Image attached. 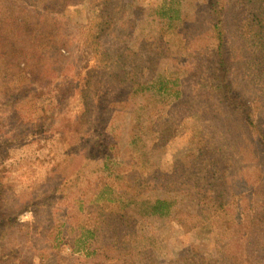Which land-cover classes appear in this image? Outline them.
Here are the masks:
<instances>
[{"label": "rangeland", "instance_id": "374dc122", "mask_svg": "<svg viewBox=\"0 0 264 264\" xmlns=\"http://www.w3.org/2000/svg\"><path fill=\"white\" fill-rule=\"evenodd\" d=\"M32 1L39 6L37 11ZM68 1L0 0V264H170L181 251L197 261L213 259L232 233L226 227L218 230L215 245L199 212L205 207L203 200L188 194L197 180L196 170L211 167L201 163V154L223 159L221 168L236 175L243 191L248 184L240 183L242 179L249 176L251 181L252 173L264 172V164L262 156L254 158L246 150L251 145L239 128L225 138L223 134L215 137L219 130L223 133L228 120L218 119L206 79L210 64L205 51L212 41L207 0L174 2L172 8L180 10V18L170 26L154 13L164 0H122L125 12L113 11L114 19L130 21L115 25L110 35L100 38L105 47L129 46L139 62L138 55L146 58V70L134 73L138 81L150 80L157 70H164L168 85L180 91L176 99L154 93L131 95L119 87L110 93L103 80L113 70L94 52L103 48L91 38L104 22L94 11L98 0H72L71 5ZM227 8V41L236 52L244 36L240 24L247 13L236 11L234 5ZM56 38H62L63 44ZM57 45L62 47L57 50ZM244 50L251 57L253 49L246 46ZM92 68L95 88H88L84 83ZM253 80L251 87L258 92L259 79ZM113 101L120 102L110 106ZM95 153L99 154L85 158ZM104 154L108 166L119 171L115 177L100 179ZM115 180L117 184H109ZM99 182L113 199L107 208L121 204V213L132 224L128 228L119 224L116 233L99 226L87 245L89 251L97 249L96 254L86 255L85 249L74 250L75 238L65 223L80 230L95 227L87 213L98 208L100 201L92 204L86 199V204L83 199L89 195L86 187ZM176 187L181 192L174 193ZM128 192L137 199L135 211L132 205L123 206ZM155 199L174 201L170 213L151 215L149 203ZM253 205V211L246 210L245 203L239 202L241 221L264 213V200ZM3 215L14 216L21 225L16 245L6 236L9 228ZM238 231L242 239L261 243L243 251L251 255V264L264 261V219ZM115 238L126 243L116 251L119 260L108 262L103 256L112 255Z\"/></svg>", "mask_w": 264, "mask_h": 264}, {"label": "trees", "instance_id": "16d2710c", "mask_svg": "<svg viewBox=\"0 0 264 264\" xmlns=\"http://www.w3.org/2000/svg\"><path fill=\"white\" fill-rule=\"evenodd\" d=\"M21 2L23 3V1ZM68 2V4L71 5L73 1L70 0ZM174 2L178 3L179 0H164L162 5L158 8V12L154 11V13L158 15V18L160 20H165L169 26L174 20L180 18V10L176 11L172 8L175 4ZM207 3L210 7V18L208 22L209 34L212 41L210 47L205 51V59H208V63L210 64L209 78L206 79L208 80L207 82L210 80L209 87L211 88V95L215 99L214 103L216 110H219L218 119L221 123L228 120L227 125L223 127V133L221 130L217 132L220 137L216 132L215 137L216 139H220L223 134L222 138H225L227 135L230 136L232 133H235L234 127L239 128L241 134L245 135V139L248 140L251 145V147H247L246 150L249 151L254 158L255 156H257L256 158L262 156V164H264V0H207ZM31 4L34 11L39 9V6L33 3V1ZM31 4L29 3V6H31ZM229 4L234 5L236 11L239 10L241 12L243 11V13H247V18L244 20V23L240 24L241 27H244V34L242 33L244 36L240 38L242 43L240 47L237 48L236 52L227 41L228 35L226 31L225 15H227V7ZM93 5L96 14L104 18V22L101 23V29H99V32L95 29L91 38L96 39L98 45L103 48L102 51L95 50L94 52H99L107 65L113 70V72H108L110 78L103 80L104 83L111 87L109 88L110 93H113L114 89L119 87L129 91L131 95L154 93L158 96L168 95L176 99V97L180 95V91L168 85V80L164 77V73L162 72L164 70H157L150 80L138 81L136 77H134V73L137 70L140 72L146 70V58L138 55L141 61H137V59L133 57V51L129 46L128 48L125 46L126 52H124L125 49H117L112 44L105 47L100 43L102 34L106 33L110 35L115 25H122V23L124 24L130 21L129 19H125V21H120L121 19L119 18L114 19L113 11L116 12V10H118L120 11L119 14L125 12V2L122 0H98ZM242 31L241 29L239 33ZM56 40L59 44H63L62 38H56ZM246 46L249 50L250 48L253 49V52L250 53L251 57H247L244 54V47ZM58 47H62V45H57V50ZM123 53H127V58L123 57ZM20 60L22 66L26 67L27 61L25 57L20 58ZM149 62L156 68V65H154L156 62L153 63L152 58H149ZM93 71L92 68V70L88 72L89 76L84 83L88 88H95L91 85L92 77H90ZM255 78L259 79V86H257L258 92H255L254 87H251L254 86L253 79ZM205 81L201 83V86H203ZM73 87L72 85L71 88L73 89ZM116 102L120 101H113L110 106H113ZM15 105L16 104L13 103L11 107ZM229 120H231V122ZM104 143L106 142H103V144ZM222 149L224 154L228 155L224 147H222ZM98 154L99 153L92 155L86 154L85 158H93V155ZM201 155L204 157L201 163L211 167L206 169L205 172L201 170L204 168L196 170L195 176L197 180H194L195 185L189 188L188 194L193 196V198L197 197L199 200H203L201 203H204L205 207H202L203 212L200 210L199 212L202 214V219L208 224V229L209 232L212 233V238L216 236L215 233L218 230H226L223 227H226L232 234L228 241H224V243L220 245L222 249L219 247V249L215 251V257L209 261H197L189 255V252L185 254L184 251H181L177 258L172 260L170 264H251V255L247 254L246 256L243 251L246 247H260L261 243L242 239V233L238 230H242V226L244 231L246 228L248 229L251 226H255L258 224V221L264 219V213L258 212L256 214L253 213L251 216H246L244 222L243 220L241 221L242 213H239L238 209L240 207V201L245 203L246 210L253 211L255 209L253 204H258V201L264 200V189L262 187L264 172L252 173L251 181L248 180L250 178L249 176L244 177L240 183H247L248 186L247 190L243 191L244 188L240 187L235 180L236 175L231 173L228 174L226 167L221 168L220 162L224 161L223 159H219L213 155L210 157L208 153ZM103 158L104 161L100 168L103 178L101 177L100 179H105V177L108 176L115 177L119 174V171H116L114 167L108 166L109 164L106 163L108 159L107 154H104ZM226 158L228 160V157ZM257 165H260V162H258ZM253 174L256 175L254 176ZM245 175H247V173ZM171 177L173 176L168 178L171 179ZM124 178L126 179L127 175L124 176ZM116 181L117 180L109 184H117ZM104 182V187L108 186V182H106V180L103 181V183ZM100 183L102 182L96 183L95 186L93 184L86 187L89 195L85 196L83 199L85 203L87 199L90 200L92 204L100 201L98 208L87 213L92 215L95 227L93 229L83 227L81 231L71 226V223H65L71 229V234L74 235L75 240H73L72 236L74 250L80 251L81 248L85 249L86 255L96 254L97 249L94 248L89 251L87 245L89 244L88 241L90 237H94V233L99 232V226L101 230L108 227L109 230L116 233L119 230V228H117L119 224H123L126 228L132 224V220L131 223L128 221L129 216L124 212L121 213V204L112 205L116 209L107 208L106 204L110 205L113 199L106 193V190L103 188L100 189ZM96 187L98 188L97 191H95ZM109 190L113 191V188L111 187ZM172 191L174 193L181 192L178 191L177 187ZM136 192H138V190ZM133 193H135L134 190ZM131 194L129 192L126 193L127 197L122 198L125 200L122 202L125 203L123 204L125 207L132 205V210L135 211L137 199L131 197ZM197 202L199 204L198 200ZM173 203L174 201L166 199H155L153 202L149 203V213L159 216L167 215L170 213V208ZM250 205H253V208H251ZM69 217H72L71 212ZM3 220L9 228L6 236L10 244L16 245L18 237L23 232L20 230L21 225L15 221L14 216L3 215ZM114 223L116 227L111 226V224L114 225ZM5 224H1V226L3 227ZM211 226L213 227L212 229ZM134 238L133 236V240ZM112 243L115 245L114 247L111 246L112 244L110 245V249H114L112 255L103 256V259L108 262L119 260L120 254L116 255V251L117 249H124L126 241L123 240L122 242L121 238H115ZM214 243L217 245L215 238ZM146 251L150 252V250ZM141 253L146 254V252ZM255 264H264V261H262V259H257Z\"/></svg>", "mask_w": 264, "mask_h": 264}]
</instances>
